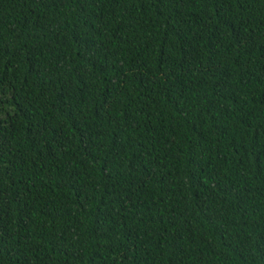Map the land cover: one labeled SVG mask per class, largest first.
Returning <instances> with one entry per match:
<instances>
[{"label":"trees","instance_id":"1","mask_svg":"<svg viewBox=\"0 0 264 264\" xmlns=\"http://www.w3.org/2000/svg\"><path fill=\"white\" fill-rule=\"evenodd\" d=\"M0 264H264V0H0Z\"/></svg>","mask_w":264,"mask_h":264}]
</instances>
